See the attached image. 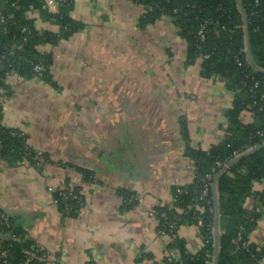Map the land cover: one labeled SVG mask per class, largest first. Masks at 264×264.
<instances>
[{"label":"crops","instance_id":"0c3cea01","mask_svg":"<svg viewBox=\"0 0 264 264\" xmlns=\"http://www.w3.org/2000/svg\"><path fill=\"white\" fill-rule=\"evenodd\" d=\"M54 6L46 4L58 13ZM67 14L83 29L39 49L51 57L55 88L11 73L0 90V125L21 132L45 157L39 166L0 157V210L22 233L18 239L49 263L161 264L173 251L171 236L149 213L171 210V188L193 182L185 148L221 142L234 94L224 80L200 77L198 64L186 65L185 44L169 17L138 28L141 10L128 0H72ZM26 18L38 31L59 32L36 10ZM67 187L83 200L75 215L53 203L50 188ZM263 187L254 184L252 193ZM119 190L137 203L123 206ZM244 208L257 214L247 240L260 249L264 206L249 197ZM175 237L192 255L202 247L196 225L181 224Z\"/></svg>","mask_w":264,"mask_h":264},{"label":"trees","instance_id":"16d2710c","mask_svg":"<svg viewBox=\"0 0 264 264\" xmlns=\"http://www.w3.org/2000/svg\"><path fill=\"white\" fill-rule=\"evenodd\" d=\"M64 11L51 13L45 0H0V90L7 86L4 80L14 72L19 77H33V67L43 65L46 71L41 81L55 88L50 75L51 57L40 52L44 45H55L68 40L84 25L73 21L67 10L72 0H52ZM141 10L138 28L154 24L162 17L172 20L177 37L185 44L186 65L198 64L199 75L204 79L214 77L226 82L233 99L225 113L226 125L220 143L208 150L185 148V156L191 162L194 180L189 185L171 188L173 206L155 208L158 230L168 233L173 239L168 250H177L180 258H164L161 264H214V212H217L218 257L216 264H257L264 254V247L250 244L248 233L254 225L257 214H250L244 208L247 198L253 197L264 206V187L259 193H252L254 184H264V0H128ZM243 10L244 16L240 10ZM31 10L38 11L47 21L57 23L59 32L38 31L34 20L27 19ZM245 18V22L244 19ZM25 31L22 32V30ZM202 29V39L198 32ZM249 48L250 60L246 49ZM7 95V94H6ZM1 109V107H0ZM249 112L251 120L245 122L242 114ZM178 127L184 139L186 124L178 118ZM28 146L26 137L19 131L3 128L0 125V157L18 163L23 157L29 165L37 166L34 153L23 152ZM259 147L248 156L244 153ZM239 156L236 162L222 170L226 164ZM42 162L45 157L42 154ZM217 163L222 164L217 167ZM38 165V166H39ZM86 177V170L77 169ZM212 176L215 183L216 204L212 200V188L200 199L203 181ZM122 205L137 203L134 194L119 190ZM54 198H58L54 193ZM61 199V198H60ZM59 199L57 207L62 212L75 215L78 201ZM72 209L71 211L68 209ZM182 210L185 213L177 216ZM161 213L165 218H160ZM178 219V220H177ZM5 232L10 238L1 241V248L9 252L11 264H43L36 259L27 260V253L34 250L30 242H22V234L12 221ZM203 224L199 228L202 247L190 254L186 244L176 236L181 224ZM175 224L172 233L169 224ZM243 228L238 248L233 243L239 229ZM260 250V251H259Z\"/></svg>","mask_w":264,"mask_h":264},{"label":"built area","instance_id":"2783aa9c","mask_svg":"<svg viewBox=\"0 0 264 264\" xmlns=\"http://www.w3.org/2000/svg\"><path fill=\"white\" fill-rule=\"evenodd\" d=\"M198 36H200V38L202 39V29L198 32ZM46 71V67H44L43 65H35L33 67V78H37V79H41L42 74ZM33 151V153L35 154L33 157V160L37 162V165H39V163L42 162V153L40 151H38L35 147L31 146L28 144V146L24 149L23 152H30ZM19 165H27L29 164L28 161L26 160L25 157H23L19 162ZM222 164L217 163V167H221ZM224 166V165H223ZM222 166V167H223ZM211 178L212 176L208 175L206 176V178L203 181V188L200 194V199H203V197H205L208 194L209 188L212 187V183H211ZM50 191L52 193H56V195L58 196V198L61 201L67 200L65 199L67 196H77V194L74 192V190L70 187L67 188H63V189H59V190H55L54 188H50ZM59 199L57 198H53V203L55 205H57ZM77 200V197L76 199ZM181 212L184 214L185 212L181 210ZM149 215L153 218L156 217V213L151 211L149 213ZM160 218H165V214L161 213L159 215ZM157 220V219H156ZM197 228H201L203 226L202 222L200 220H197V224H196ZM175 224H169L168 225V231L172 232V230H174ZM10 228V222L8 220V217L6 216V214H4L1 210H0V237L5 235V234H9L7 232H5L6 230H8ZM240 231L238 232L237 237L234 239L233 243L236 245V248H238V244H241L242 247H245L247 244L246 243H241V232L243 230V228L239 229ZM9 237H11V235H9ZM1 242V241H0ZM33 252L31 254L27 253L26 255V259L32 260V259H36L38 261H40L43 264H52L47 262V255L42 252L40 249L37 248H33ZM10 255L9 252L7 250H4L2 248H0V264H11L9 261Z\"/></svg>","mask_w":264,"mask_h":264},{"label":"water","instance_id":"95a60500","mask_svg":"<svg viewBox=\"0 0 264 264\" xmlns=\"http://www.w3.org/2000/svg\"><path fill=\"white\" fill-rule=\"evenodd\" d=\"M239 6H240V10H241V12H242V14L244 16V13H243V10L241 8L240 3H239ZM243 19H244V22H245V18H243ZM246 52H247V55H248L249 60H250V51H249L248 47L246 49ZM258 149H259V147L254 148L252 150H249L248 152L244 153L243 156H248V155L252 154L253 152H255ZM238 159H239V156L236 157L234 160H232L229 164H226L223 167L222 170H226L231 163L236 162ZM211 188H212V200H213L214 204H216L217 200H216V193H215V183L212 184ZM214 217H215V227H214V245H215L214 264H216L217 257H218L217 246H218V237H219V235H218V227H217V212L216 211L214 212ZM8 235H10V234H8Z\"/></svg>","mask_w":264,"mask_h":264},{"label":"rangeland","instance_id":"374dc122","mask_svg":"<svg viewBox=\"0 0 264 264\" xmlns=\"http://www.w3.org/2000/svg\"><path fill=\"white\" fill-rule=\"evenodd\" d=\"M47 4H48V6H51V4H53L54 5V3H53V1L52 0H49V2H47ZM56 6V5H55ZM54 6V7H55ZM56 10L58 11V10H60V11H64V9L62 10L61 8H59V6H56ZM59 12V11H58ZM23 31H25V29H23L22 30V32ZM141 55V54H140ZM12 74H14V72H11ZM10 73V74H11ZM18 76V75H17ZM19 77V76H18ZM124 128H125V126H123ZM18 164V163H17ZM38 166V165H37ZM73 190H74V192L77 194V196H74V195H72V196H67L65 199H67V200H72V201H75V199H76V197H77V200L76 201H78V204H77V206H79V207H82L83 206V200H82V198H81V196H80V194H79V192H78V189H76V188H72ZM67 200H64V201H62L63 203H65ZM56 206V205H55ZM68 210H72L71 208L70 209H68ZM74 211H76V213L78 212V209H76V210H74ZM177 212V216H180V215H182L183 213L181 212V210H179V211H176ZM150 216V215H149ZM178 220V219H177ZM159 232H164V231H162V230H160ZM165 234H168V233H166V232H164ZM172 233V232H171ZM8 238H10L9 236L7 237V239ZM173 239V237H171V240ZM2 241V240H1ZM169 253V252H168ZM170 255H172V256H167L166 258H168V259H175V260H177V259H179L180 258V255H178V252H177V250H173V251H170ZM176 254V255H175ZM175 255V256H174ZM174 256V257H173ZM262 263V260L260 259L258 262H257V264H261Z\"/></svg>","mask_w":264,"mask_h":264}]
</instances>
